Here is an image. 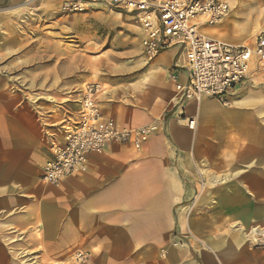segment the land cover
Here are the masks:
<instances>
[{"label": "rangeland", "instance_id": "374dc122", "mask_svg": "<svg viewBox=\"0 0 264 264\" xmlns=\"http://www.w3.org/2000/svg\"><path fill=\"white\" fill-rule=\"evenodd\" d=\"M239 1L248 11L242 15L239 5L231 6L217 28L218 35L234 43L251 42L264 33V20H256L264 0ZM0 13L8 15L7 24H0V94L50 119L57 128L51 131V142L59 138L63 124L77 120L79 96L87 82L104 86L106 93L100 97L104 110L131 118L133 126L129 128L155 124L157 130L150 139L162 134L166 115L171 117L182 106L175 91L173 67L156 66L160 56L149 59L144 54L143 36L133 18L100 3L67 13L56 0H5L0 2ZM260 76H249L245 85L264 93V81L257 80ZM201 103L209 105L214 115L233 107L231 102L225 105L213 99ZM192 113L198 119L197 129L201 117L196 108L179 111L175 117L185 126ZM246 122H253V131ZM222 123L227 122L207 123L201 140L191 139L186 148L167 141L175 153L176 180L170 181L178 189L170 200L165 195L152 196L156 205L165 199V209L169 210L159 234L154 235L153 264L166 261L173 251L186 256L183 261L191 254L221 253L231 264H241L244 254L249 256L248 264H264V243L253 242V237L264 241V154L242 156L249 144H257L263 151L264 115L255 120L253 115L244 114L236 125ZM210 160H217V173L228 174L230 179L209 184L203 170L209 169ZM158 183L154 181L155 186ZM206 187L210 189L211 214L205 218L199 197ZM233 196L243 201L246 219L238 215L234 205H227ZM241 233L244 237L234 240L229 248L230 238ZM40 236L37 228L23 229L0 218V264H77L74 255L79 251L89 254L82 264L94 262L92 252L82 245L43 242Z\"/></svg>", "mask_w": 264, "mask_h": 264}, {"label": "crops", "instance_id": "0c3cea01", "mask_svg": "<svg viewBox=\"0 0 264 264\" xmlns=\"http://www.w3.org/2000/svg\"><path fill=\"white\" fill-rule=\"evenodd\" d=\"M2 1L5 0H0ZM226 1L232 7L239 5L240 10H243L240 12L242 15L248 11L239 0ZM57 4L61 9L58 1ZM108 8L133 18L128 12ZM258 12L256 20H264V7H260ZM1 14L4 13H0V24H7L8 15ZM218 26L219 24L205 27V31L213 37L230 42L218 35ZM141 34L144 41L142 30ZM177 54V47L169 48L158 55L160 57L154 64L173 67L175 91L178 94L176 83L185 82L187 74L184 70L175 68ZM254 69L252 66L241 84L244 86L238 92H230L228 99L232 108L214 115L209 105L201 103L203 99L213 98L180 100L187 107L182 104L177 113L171 117L166 115L168 119L166 121L165 117V122H162V134L143 143L141 150L136 149L133 144L109 143L102 153L89 157L83 170L68 176L57 186L41 180L42 169L51 158V131L56 130V126L49 122L50 119L30 108L19 107L0 94V218L8 219L10 224L23 229L37 228L41 232L40 241L65 243L73 247L84 246L92 252L94 262L90 264H153L154 235L159 234L163 216L169 212L165 209V199L170 200V196L178 189V185L170 181L176 180L173 168L175 153L170 150L167 141L186 148L191 139L196 142L201 140L207 123L223 121L227 123L222 124L236 125L244 114L253 115L255 120L256 116L264 115V93L245 85L249 76L257 74L262 75L257 80L264 81V72ZM102 93L106 91L98 96L103 115L114 119L122 127H132L131 118L120 115L116 117L104 110L100 100ZM195 104L200 105L195 107ZM191 108H196L201 117V124L194 131L187 125L179 124L175 117L179 111L184 113ZM190 116L196 119L197 127L196 115L192 113ZM246 125L249 131H253V122H246ZM60 138L61 135L58 139ZM247 150L242 156H256L260 152L264 154V149L260 151L257 144H249ZM182 158L186 165V156ZM218 168L217 160H210L209 169L203 170L209 184L230 179L228 174L221 176L217 173ZM156 180L159 183L155 186ZM209 190V187L202 192L199 189L205 218L211 214L208 207ZM153 195H165L167 198L159 199L160 202L156 205L154 201L157 199L154 200ZM227 205H234L238 215L243 219L247 218V210L238 197L233 196V199L227 201ZM242 237L244 235L241 233V236L230 238L228 247L232 248L233 241H239ZM254 239H257V243H264L263 238L253 237V242ZM218 244L221 246L219 240ZM219 254H191L187 261H183L186 256L173 251L166 261L158 264H231ZM244 255L246 257L241 264H248L249 256Z\"/></svg>", "mask_w": 264, "mask_h": 264}, {"label": "built area", "instance_id": "2783aa9c", "mask_svg": "<svg viewBox=\"0 0 264 264\" xmlns=\"http://www.w3.org/2000/svg\"><path fill=\"white\" fill-rule=\"evenodd\" d=\"M57 1L67 13L82 12L94 3L130 13L144 34L143 52L149 59L177 47L175 68L187 74L185 82L176 83L180 100L210 97L226 105L230 92L242 84L252 66L254 71L264 72V33L251 43L234 44L205 31V27L220 24L231 12L226 0ZM103 88L99 82L82 86L77 120L63 124L61 138L51 142V158L41 173L46 184L57 186L83 170L89 157L102 153L109 143L133 144L140 150L156 132L157 126L152 123L128 128L104 116L98 102ZM186 122L190 129L195 128L193 116ZM88 258L85 251L74 255L77 264Z\"/></svg>", "mask_w": 264, "mask_h": 264}, {"label": "bare ground", "instance_id": "6f19581e", "mask_svg": "<svg viewBox=\"0 0 264 264\" xmlns=\"http://www.w3.org/2000/svg\"><path fill=\"white\" fill-rule=\"evenodd\" d=\"M183 122L185 123V120H183ZM254 242L257 243L258 242L257 239H254Z\"/></svg>", "mask_w": 264, "mask_h": 264}, {"label": "trees", "instance_id": "16d2710c", "mask_svg": "<svg viewBox=\"0 0 264 264\" xmlns=\"http://www.w3.org/2000/svg\"><path fill=\"white\" fill-rule=\"evenodd\" d=\"M167 119H168V116L166 117V121H167Z\"/></svg>", "mask_w": 264, "mask_h": 264}]
</instances>
